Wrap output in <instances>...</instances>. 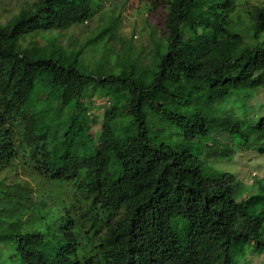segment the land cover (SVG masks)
<instances>
[{"label": "trees", "instance_id": "obj_1", "mask_svg": "<svg viewBox=\"0 0 264 264\" xmlns=\"http://www.w3.org/2000/svg\"><path fill=\"white\" fill-rule=\"evenodd\" d=\"M106 1L37 0L0 22V264H240L250 246L264 255V177L241 198L238 176L202 158L231 159L234 148L264 158V116L216 106L264 92V7L248 8L245 35L234 0H158L153 65L119 75L80 64L91 41L70 55L54 41L24 46L88 23ZM111 21L95 45L113 39ZM114 85L130 94L132 119L94 138L86 98ZM18 160L36 190L8 183Z\"/></svg>", "mask_w": 264, "mask_h": 264}, {"label": "rangeland", "instance_id": "obj_2", "mask_svg": "<svg viewBox=\"0 0 264 264\" xmlns=\"http://www.w3.org/2000/svg\"><path fill=\"white\" fill-rule=\"evenodd\" d=\"M36 1L0 0V22L6 24L23 8ZM234 2V18L238 20L236 21L244 29V34L247 35L250 25L247 10L251 6L264 7V0H234ZM165 14L163 3L158 0H107L101 14L88 23L75 26L62 33L50 32L40 34L33 39L27 38L23 44L27 46L31 41H36L44 46L54 41V47L57 48L60 44L67 48L65 54L70 55L91 41L93 44L85 50L80 64L89 71L100 70L99 72L101 74L103 72V76L119 75L124 68L130 69L131 66H134L135 62L139 65H153L157 42L162 35ZM111 19L119 21L113 39L106 36L97 41V45H95L94 40L113 23ZM71 47H75V50ZM129 52L130 54H128ZM118 62H123V68L118 66ZM130 102V94L120 85H114L108 90L93 88L86 98L89 119L96 120L92 125L91 135L97 138V135L108 124L113 125L116 133H120L123 124L132 119L126 117V108ZM240 105L256 110L258 116L252 121H257L264 116V92L237 93L219 102L216 106L221 113L231 110L235 113L240 110ZM217 138L225 145L231 144L232 141L226 134L218 135ZM101 147L105 146L100 145ZM234 150L235 154L231 159H214L208 152H204L202 158L209 160L216 169L238 176L242 184L241 198H243L256 191L255 188H251L255 179L264 177V158L254 151L242 153L236 148ZM5 175L2 173L0 179ZM8 183H18L22 186L23 189L17 188L18 191L31 189L34 191L39 187L38 178L31 174L29 165L23 160L17 161L15 170L8 175ZM246 249L247 257L240 256V264H264V255L256 254L253 246L246 247Z\"/></svg>", "mask_w": 264, "mask_h": 264}]
</instances>
